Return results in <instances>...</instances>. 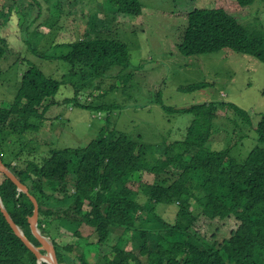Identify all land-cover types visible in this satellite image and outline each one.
<instances>
[{"label": "trees", "instance_id": "obj_1", "mask_svg": "<svg viewBox=\"0 0 264 264\" xmlns=\"http://www.w3.org/2000/svg\"><path fill=\"white\" fill-rule=\"evenodd\" d=\"M105 1L115 15L143 13L141 0ZM256 1L236 0L240 7ZM35 4V0H4L0 18H8L14 10L20 14L35 10ZM115 18L100 17L93 33L87 31L69 42H52L42 51L34 49L30 39L21 40L42 59L51 49L68 48L59 59L72 66L65 67L63 73L70 75L61 81L31 62L21 73L14 100L0 105V163L3 161L37 199L38 228L52 241L59 264H264V115L255 127V146L239 160L233 155L235 145L213 149L211 143L220 107L226 109L228 119L234 117V132L252 124L247 110L225 100L169 106L160 90L153 103L167 116L188 113L192 119L180 138L166 140L157 151L140 135L133 136L107 122L83 147H50L33 159L23 157L24 148L53 119L49 110L57 102L61 86L74 88L73 96L64 102L75 107L97 111L116 107L79 99V95L101 90L104 79L113 77L108 76L111 68L123 66L120 76L131 63L129 45L110 34ZM176 47L186 56L229 48L264 62V32L250 30L221 7L193 8ZM16 53L0 36V77L15 66ZM212 85L203 81L180 89L194 92ZM13 134L17 146L8 147L7 137ZM145 176L150 181H144ZM0 197L15 225L40 246L29 221L34 203L2 172ZM140 198H144L142 202ZM159 204L176 206L174 221L157 211ZM63 222L77 238L74 243L61 241ZM81 228L90 233L83 234ZM94 249L99 256L90 262L89 253ZM0 264H49L39 262L15 233L1 204Z\"/></svg>", "mask_w": 264, "mask_h": 264}, {"label": "rangeland", "instance_id": "obj_2", "mask_svg": "<svg viewBox=\"0 0 264 264\" xmlns=\"http://www.w3.org/2000/svg\"><path fill=\"white\" fill-rule=\"evenodd\" d=\"M35 1V10H24L22 14L14 10L8 18H0V36L6 38L17 52L15 66L0 77V105H8L14 100L21 73L31 62L58 80H66L70 75L63 73L65 67L72 66L59 59L68 48L51 49L48 58L42 59L30 50L26 41L20 42L26 38L32 41L34 49L42 51L52 42H69L84 36L87 31L93 33L100 17H116L110 34L129 45L131 63L120 76L123 66L111 68L108 76L113 77L104 79L101 90L79 95L82 101L96 105L103 102L115 105L110 111L75 107L64 102L65 98L73 96L74 88L70 84L61 86L55 97L57 102L49 110L53 119L50 118L45 123V130L37 133V139L24 148V158L33 159L50 147H83L99 135L102 126L108 124L133 136L140 135L157 151L166 140L180 138L192 119L188 113L167 116L159 104L153 103L160 90L165 104L174 107H188L204 101L234 102L250 113L252 124L243 126L242 131H232L234 117L229 115L228 119L226 109L220 107L211 147L222 149L235 145L233 155L241 160L255 146V127L264 115V62L229 48L186 56L176 43L181 39L187 14L193 8H225L250 30L264 32V0L246 7H240L236 0H141L144 6L140 16L115 15L106 8L105 0ZM31 20L34 22L27 30ZM203 81L213 85L194 92L180 89ZM15 140L17 135H10L6 145L16 147ZM28 151L31 154L27 155ZM143 180L150 181V178L145 176ZM175 207L159 204L157 211L165 219L174 221ZM64 223H61V241L74 243L77 238L67 231ZM81 231L85 235L90 233L88 228H81ZM131 247L127 246L128 249ZM98 256L94 249L89 253V261Z\"/></svg>", "mask_w": 264, "mask_h": 264}, {"label": "water", "instance_id": "obj_3", "mask_svg": "<svg viewBox=\"0 0 264 264\" xmlns=\"http://www.w3.org/2000/svg\"><path fill=\"white\" fill-rule=\"evenodd\" d=\"M0 172L6 174L18 187L20 190L23 192L27 193L32 202L34 203V214L33 216L29 219L30 225H31V230L34 236L37 238V240L40 242V246H36L33 244L23 233V231L15 225V223L12 221L10 218L9 214L7 213L6 209L3 208V205L1 203V197H0V204L2 211L4 212L5 216L7 217L8 222L14 229L15 233L19 235L24 243L29 247V249L37 255L40 259L46 258V262L49 264H59L55 248L53 246V243L50 239H48L46 236H44L41 231L38 228V219H39V204L37 199L30 193L29 188L23 184L20 179L8 168L5 166L3 161L0 163ZM41 250H44L46 253H42Z\"/></svg>", "mask_w": 264, "mask_h": 264}, {"label": "bare ground", "instance_id": "obj_4", "mask_svg": "<svg viewBox=\"0 0 264 264\" xmlns=\"http://www.w3.org/2000/svg\"><path fill=\"white\" fill-rule=\"evenodd\" d=\"M47 259L46 258H44V259H40V261H46ZM48 261V260H47Z\"/></svg>", "mask_w": 264, "mask_h": 264}, {"label": "clouds", "instance_id": "obj_5", "mask_svg": "<svg viewBox=\"0 0 264 264\" xmlns=\"http://www.w3.org/2000/svg\"><path fill=\"white\" fill-rule=\"evenodd\" d=\"M1 203H2V201H1ZM3 205V204H2ZM3 208H4V206H3ZM40 230V229H39ZM40 262H46V261H40Z\"/></svg>", "mask_w": 264, "mask_h": 264}]
</instances>
